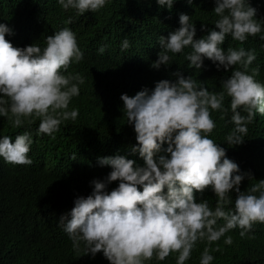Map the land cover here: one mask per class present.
<instances>
[{"label": "clouds", "instance_id": "obj_1", "mask_svg": "<svg viewBox=\"0 0 264 264\" xmlns=\"http://www.w3.org/2000/svg\"><path fill=\"white\" fill-rule=\"evenodd\" d=\"M109 2L57 0L64 11L72 9L76 15L98 12ZM174 2L156 0L169 10ZM214 4L218 17L214 28L194 38V22L181 13L180 27L167 37L159 36L161 50L151 67L167 66L169 53H184L190 48L185 54L189 68L201 70L208 59L217 70H231L230 76L221 80V91L211 92L203 82L177 70L172 73L174 80L161 79L154 88L144 87L134 96L121 94L127 123L136 133L137 144L130 151L138 153L144 164L119 154L98 157V163L110 166L111 171L104 179L90 181L91 193L76 196L74 206L58 218V226L75 250L82 244L84 254L95 257L102 252L110 264H147L153 258L164 261L175 253L176 264H185L197 242L206 241L199 264H212L209 247L213 242L224 237V244L231 245L233 237L226 233L236 228L241 238L254 239L253 225L264 224V179L241 191V181L251 173L241 172L226 156V149L210 138L216 127L211 111L221 112L223 119L230 109L229 122L234 127L224 140L229 146L243 143L247 125L257 113L264 115V83L256 79L260 67L250 68L256 51L243 47L225 51L221 47L226 36L241 43L249 36L259 35L264 40V25L258 22L257 9L250 0H214ZM71 23L69 17L65 24ZM6 33L11 34L12 29L0 23V116L14 129L38 119L36 134L53 136L63 122L75 121L79 114L78 109L69 110L68 106L80 94L85 78L79 73L65 75L70 64L84 59L76 34L63 27L46 37L43 48L34 43L21 48L6 40ZM106 47L101 45L98 53L103 54ZM129 47L125 38L121 50ZM226 97L230 98L229 107L224 104ZM32 144L27 130L14 139L2 135L0 158L9 164L31 165L28 153ZM113 181L118 185L108 191ZM206 187L217 197L214 209L208 200L197 201L195 196ZM232 191L236 193L234 205L225 210L233 204ZM214 250L220 251L218 244Z\"/></svg>", "mask_w": 264, "mask_h": 264}, {"label": "trees", "instance_id": "obj_2", "mask_svg": "<svg viewBox=\"0 0 264 264\" xmlns=\"http://www.w3.org/2000/svg\"><path fill=\"white\" fill-rule=\"evenodd\" d=\"M250 4L257 9L258 22L264 25V0H250ZM214 6V0H192L191 4L175 0L169 10L156 0H110L98 12L76 15L75 10L64 11L57 0H0V23L12 29L5 39L14 47L34 43L43 48L47 36L69 27L76 34L84 59L70 64L65 75L79 73L85 78L79 86L80 94L68 106L69 110H79L77 119L63 122L53 136L36 134L38 119L14 129L7 118L0 116V136L14 139L27 130L33 137L28 153L31 165L9 164L0 158V264H110L102 252L95 257L84 254L82 244L80 250H75L58 226V218L74 206L76 196L91 193L90 181L104 179L111 171L110 166L98 163V157L119 154L143 166L139 154L130 151L137 144L136 133L127 123L121 94L134 96L144 87L154 88L161 79L174 80L172 73L177 70L203 82L211 92L222 90L221 80L230 76L231 70H217L208 59L201 70L189 68L185 54L190 48L184 53H169L171 60L167 66L151 67L161 50L159 36L167 37L180 27L181 13L190 16L196 27L194 38H200L214 28L218 19ZM69 17L72 23L65 24ZM201 24L205 25L203 29ZM125 38L130 47L122 51ZM101 45L107 46L103 54L97 51ZM221 47L225 51L228 47L254 49L257 56L250 68L259 65L256 79L264 83V40L259 35L249 36L243 43L226 36ZM224 104L229 107V97ZM221 115L211 111L216 127L210 138L226 149V156L238 164L241 172L251 173L250 178L246 176L241 181L240 190L245 191L264 179V115L256 114L247 125L243 143L235 146L224 141L234 127L229 122L232 113L229 109L223 119ZM117 185L118 181H113L107 190ZM195 196L197 201L206 199L215 208L217 197L210 187ZM229 196L233 204L225 210L234 205L235 191ZM239 231L236 228L226 233L233 237L231 245L224 244V237L213 242L209 247L214 256L212 264H264V224L253 225L254 239L241 238ZM217 244L220 251L214 250ZM205 246L206 241H198L185 264H199ZM147 264H176V254L164 261L153 258Z\"/></svg>", "mask_w": 264, "mask_h": 264}]
</instances>
